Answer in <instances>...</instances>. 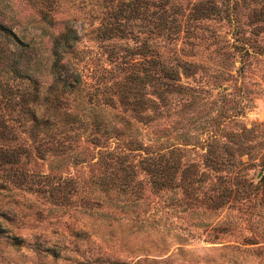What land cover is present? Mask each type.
<instances>
[{
    "label": "rangeland",
    "instance_id": "374dc122",
    "mask_svg": "<svg viewBox=\"0 0 264 264\" xmlns=\"http://www.w3.org/2000/svg\"><path fill=\"white\" fill-rule=\"evenodd\" d=\"M260 2L0 0V264H264Z\"/></svg>",
    "mask_w": 264,
    "mask_h": 264
},
{
    "label": "trees",
    "instance_id": "16d2710c",
    "mask_svg": "<svg viewBox=\"0 0 264 264\" xmlns=\"http://www.w3.org/2000/svg\"><path fill=\"white\" fill-rule=\"evenodd\" d=\"M254 1H257V0H254ZM258 1H260V0H258ZM258 4H262V6H260V8H259L260 14L259 15H254V17L262 18V17H259V16H263L264 17V2H260ZM0 32H2V33L7 32V29L1 24H0ZM71 33H72V31L69 30L68 32L63 34L61 36V40L60 41L58 40V41L54 42V46L52 48V54L54 56V60L52 61L51 66H50L51 87H53V85L54 86H58L62 90H64V89L66 90L67 88L73 86V84L67 82V76H66L67 72L65 73V72L62 71V69H64L65 65L61 63V59H63V55L59 51L60 43L68 42V40L73 35ZM33 57H34V59H33L34 64L33 65L35 66L34 73H39V67L41 66L42 60L41 59H37L36 56H33ZM33 57H30V61H31V59ZM22 58H23V55H22ZM146 60H147L148 63H151L153 66L161 67V66H158L156 64V62L152 61L151 59H146ZM19 71L23 73L22 75H25L26 73H28V67H26L25 69L21 68ZM163 71H164L163 75H164V77L166 79H168V80L172 79V76H173L172 72H170L168 70L167 71L163 70ZM147 74L148 75L151 74V70L150 69L148 71L147 70L145 71V75L146 76H147ZM138 82H142V78H140L138 80ZM134 90H135V88L133 86L130 87L129 84H128V86L123 84L122 87L119 88V90L117 92L119 93V97L127 105V104L130 103L129 99L131 97H135ZM135 104H136L135 108H138V106L140 105L137 98L135 100ZM34 119L36 120L35 124H34V127H38V126H42L43 125V128L46 129V130L41 131L42 136L43 135L44 136H48V134L53 133L51 131L50 126L53 125V124L54 125L56 124V122H57L56 119H54L53 117H50V118L49 117H47V118L45 117V118H41V119L34 118ZM123 121L124 122H128V121H125V120H123ZM147 154H149V155L148 156H144V158L141 160V162H144V161L145 162H148V161L152 162L153 160H156V162L152 163L151 165H149V162L145 163L144 164V168H143V170H146L147 173L151 177H153L152 183L153 184H159L158 181L155 179V177H159L160 175L162 176L163 179H167V181H169V180L171 181V179L173 178L172 169L176 168L175 158L174 157L166 158V157H164V154H161L159 152H157V153L155 152V155H153V152L151 153L149 151V152H147ZM127 166H129V165H127ZM125 171L126 172H130V170H128L126 167H125ZM100 183H101V185H103L102 182H100Z\"/></svg>",
    "mask_w": 264,
    "mask_h": 264
}]
</instances>
